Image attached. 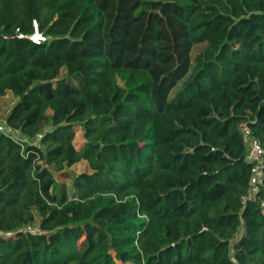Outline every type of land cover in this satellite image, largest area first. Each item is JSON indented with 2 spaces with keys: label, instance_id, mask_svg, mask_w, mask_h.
<instances>
[{
  "label": "trees",
  "instance_id": "obj_1",
  "mask_svg": "<svg viewBox=\"0 0 264 264\" xmlns=\"http://www.w3.org/2000/svg\"><path fill=\"white\" fill-rule=\"evenodd\" d=\"M6 91L0 264H264V0H0Z\"/></svg>",
  "mask_w": 264,
  "mask_h": 264
},
{
  "label": "built area",
  "instance_id": "obj_2",
  "mask_svg": "<svg viewBox=\"0 0 264 264\" xmlns=\"http://www.w3.org/2000/svg\"><path fill=\"white\" fill-rule=\"evenodd\" d=\"M33 31L24 35L16 29L18 37H27L32 43L40 44L46 40L45 35L39 30L36 20H32ZM238 129L243 137L245 146V160L251 164V176L248 180V186L245 193L241 196V204L244 206L247 202L255 203L262 215H264V198L260 195L261 187L264 183V148L260 140L255 137L247 121H240ZM0 132L11 137L14 140L21 141L16 131L6 127L4 120H0ZM23 140V139H22ZM26 230V228H24ZM29 230V229H27ZM30 231V230H29ZM14 234V233H11ZM9 234L0 232V237H7Z\"/></svg>",
  "mask_w": 264,
  "mask_h": 264
},
{
  "label": "rangeland",
  "instance_id": "obj_3",
  "mask_svg": "<svg viewBox=\"0 0 264 264\" xmlns=\"http://www.w3.org/2000/svg\"><path fill=\"white\" fill-rule=\"evenodd\" d=\"M203 46H204V44L195 45L193 47V49H192V55L197 53ZM61 73L64 74L65 70L62 69ZM9 104H10V100H9V98H6L5 101L2 103V105H0V120L3 119L5 110L9 106ZM76 129H78V127ZM76 129H75V131L77 132V134H76L77 138H76V141L74 140L75 141V145L78 143L77 142L78 139H82L81 134H79ZM83 171H89V167H88V164L86 162L80 161V162L74 164L73 166L67 168L66 171L63 172L65 174H63V173L59 174L58 173L57 177H58V180L60 182L65 183V185L67 186V189L69 191H71V189H72V186H71V177H72V175L80 173V172H83ZM27 229H29L31 231H36V226L35 225L34 226L31 225V226L27 227L26 230ZM107 251H108V249H107ZM107 253L111 254V251L109 250V252H107ZM112 254H114V253H112Z\"/></svg>",
  "mask_w": 264,
  "mask_h": 264
},
{
  "label": "crops",
  "instance_id": "obj_4",
  "mask_svg": "<svg viewBox=\"0 0 264 264\" xmlns=\"http://www.w3.org/2000/svg\"><path fill=\"white\" fill-rule=\"evenodd\" d=\"M6 98H9V100H10V104H9V106L6 108V110H5V113H4V116H3V118L5 117V115H6V113L8 112V110L11 108V106L13 105V103L16 101V99H17V97L16 96H14L10 91H6V93L0 98V105H2V103L5 101V99ZM78 127V129H76ZM75 129L78 131V133L79 134H81V136H82V139H78V143L75 145V141H76V134H77V132L75 131V138H74V140H73V144H74V146H75V148L76 149H80L82 146H83V144H84V142H85V138H84V135H83V130H82V128H81V125H76L75 126ZM83 162H86V161H83ZM37 224H38V221H37V219L32 223V225L34 226H36V228H37Z\"/></svg>",
  "mask_w": 264,
  "mask_h": 264
}]
</instances>
